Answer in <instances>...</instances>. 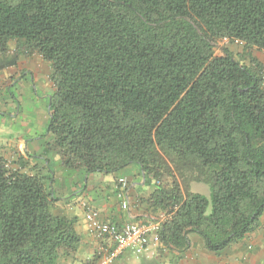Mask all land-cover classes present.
I'll use <instances>...</instances> for the list:
<instances>
[{"label": "trees", "instance_id": "16d2710c", "mask_svg": "<svg viewBox=\"0 0 264 264\" xmlns=\"http://www.w3.org/2000/svg\"><path fill=\"white\" fill-rule=\"evenodd\" d=\"M224 39L264 51V0H0V71L11 41L51 64L47 131L66 168L156 179L172 163L208 184L209 197L174 181L146 200L165 218L162 247L180 254L194 234L221 256L264 215V69L216 56ZM13 163L0 157V264L77 254L52 177Z\"/></svg>", "mask_w": 264, "mask_h": 264}, {"label": "crops", "instance_id": "0c3cea01", "mask_svg": "<svg viewBox=\"0 0 264 264\" xmlns=\"http://www.w3.org/2000/svg\"><path fill=\"white\" fill-rule=\"evenodd\" d=\"M250 51L264 69V51L257 48ZM5 58L7 66L0 71V157L14 162L15 166L16 162L25 163L24 172L30 175L52 177L48 187L56 200L53 213L77 220L80 254L99 253L101 242L88 230L84 205L98 209L104 219L113 222L147 221L151 216L138 198L153 192L146 187L149 177L134 165L112 175H88L84 169L66 168L60 149L53 143L54 136L47 131L54 90L51 64L36 50L27 49L18 41L9 43ZM119 179L128 183V211L121 207L117 197L121 188ZM189 238L191 247L187 252H173L182 257L179 264H264V215L257 230L218 257L205 249L199 236L192 234ZM129 254H123L117 264H129L126 258Z\"/></svg>", "mask_w": 264, "mask_h": 264}, {"label": "built area", "instance_id": "2783aa9c", "mask_svg": "<svg viewBox=\"0 0 264 264\" xmlns=\"http://www.w3.org/2000/svg\"><path fill=\"white\" fill-rule=\"evenodd\" d=\"M118 183L121 188L117 192V197L122 203L121 207L128 211L130 209L128 183L125 179H119ZM84 209L88 230L101 242L99 264H117L126 252L141 256L153 248L162 247L160 231L164 217L159 220L120 223L104 219L98 209L87 204L84 205Z\"/></svg>", "mask_w": 264, "mask_h": 264}, {"label": "rangeland", "instance_id": "374dc122", "mask_svg": "<svg viewBox=\"0 0 264 264\" xmlns=\"http://www.w3.org/2000/svg\"><path fill=\"white\" fill-rule=\"evenodd\" d=\"M251 49L252 48L246 49L245 45L241 42H230L229 40L224 39L218 42L217 45H215V55L222 56L224 55V50H229L231 51V53H233V55L237 59L242 60L243 64L248 63L251 65V61L255 59L252 56V52L250 51ZM195 176H193V173L188 172L185 173L184 177H181L175 170L174 164L170 163L169 171H166L160 177L153 179V176L149 175V181L146 182V187L148 188L149 191L150 190L154 191L156 188H163V187L170 188L173 185V182L177 181L183 189L182 184L186 182L190 192L202 194L204 196L209 197L210 187L208 186V184L204 182L197 181L195 179L196 178ZM142 192L143 191L140 190V193ZM149 196L139 197L138 198L139 203L141 202L140 205L142 206V208L145 209V211L149 216H151L149 218L150 220L151 219L158 220L162 217L160 215H156V213L152 212L147 207L146 200L148 199ZM174 253L165 250L163 247H160V248H153L149 252L141 256H134L129 254L127 255L126 258L129 264H171V262H174L175 260H177V264H179V260L182 257ZM99 261H100V256L97 252H93V254L90 253L89 255H82L78 251V253L75 255H70L68 257H64L60 259L59 264H99ZM244 264H248V263H244Z\"/></svg>", "mask_w": 264, "mask_h": 264}]
</instances>
